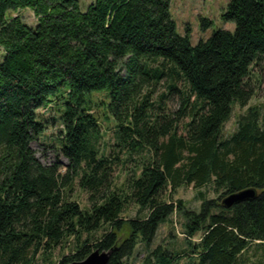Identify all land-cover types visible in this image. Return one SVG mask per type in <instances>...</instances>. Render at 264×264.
Listing matches in <instances>:
<instances>
[{"label": "trees", "instance_id": "16d2710c", "mask_svg": "<svg viewBox=\"0 0 264 264\" xmlns=\"http://www.w3.org/2000/svg\"><path fill=\"white\" fill-rule=\"evenodd\" d=\"M170 1L91 0L82 9L79 0H0V264H70L115 246L108 264H134L138 245L140 264H245L251 246L264 250L259 108L222 137L233 106L255 95L248 80L264 61V0H231L221 19L234 32L195 46L189 27L177 33ZM26 9L34 27L15 15ZM50 106L65 168L42 165L31 149L46 130L38 111ZM99 112L114 123L112 151L101 148ZM181 187L197 191L198 211L169 202ZM248 189L253 199L222 206ZM132 208L143 217H127ZM173 214L185 248L151 249Z\"/></svg>", "mask_w": 264, "mask_h": 264}, {"label": "rangeland", "instance_id": "374dc122", "mask_svg": "<svg viewBox=\"0 0 264 264\" xmlns=\"http://www.w3.org/2000/svg\"><path fill=\"white\" fill-rule=\"evenodd\" d=\"M82 9H86L91 0H79ZM231 0H171L170 1V16L176 23L177 33L181 36L185 35L186 28L191 30V43L197 45L200 41L207 40L211 37L212 33L217 30H224L234 32L235 25L233 23H225L221 19V15L226 9ZM15 15L21 17V19L29 26L34 27L36 25V18L31 10H20ZM201 20L211 21V25L206 29H202ZM4 58V52L0 49V62ZM249 83L254 90V97L250 100L249 104L245 108H241L238 105L233 106L232 114L229 120L224 124L222 137L226 138L232 135L237 127L238 118L244 115L249 107H258L264 117V61L259 63V66L252 67V75L249 78ZM161 92H167L161 89ZM170 111H175L179 108L178 98L172 96L167 103ZM40 120L46 124V130L42 136L37 138L32 144L36 159L45 166L59 163L63 168L67 166V161L61 156L56 149L55 139L60 126L53 122V119L57 118L56 113L52 106L48 109H41L38 111ZM100 124L104 134L103 144H101L102 150L109 151L114 144L113 132L114 123L111 118H105L103 112H99ZM129 169V166L127 167ZM206 197L208 199H215L217 196L211 189H204ZM197 191L193 187H181L173 195L169 202H176L182 200L189 210L198 211L200 202L196 200L195 195ZM73 200H77L83 207L87 205V195L80 191L78 188L73 192ZM129 218L143 217V213L138 214L136 208H132L127 214ZM183 220L177 215L173 214L167 223H163L157 232V235L152 243L151 249L161 245L173 252H181L185 248V234L183 230ZM196 241V239H194ZM90 244V246H92ZM257 244L251 246L248 252L244 255L245 264H264V250L257 248ZM72 247V245H71ZM71 248H65L63 251L58 249L55 252L53 260L57 263L62 258V255H68L71 252ZM145 256L144 248L142 245H138L134 256L132 258L135 261L134 264H140ZM38 264H44L39 262Z\"/></svg>", "mask_w": 264, "mask_h": 264}, {"label": "water", "instance_id": "95a60500", "mask_svg": "<svg viewBox=\"0 0 264 264\" xmlns=\"http://www.w3.org/2000/svg\"><path fill=\"white\" fill-rule=\"evenodd\" d=\"M255 195L256 192L253 189H248L238 193H234L223 198L222 206L224 208L229 209L232 208L234 205L253 199ZM117 247L118 246H115L114 248H112L107 252L106 251L101 252L99 250H95L92 253H90L83 261L72 262L70 264H108L112 253L115 250H117Z\"/></svg>", "mask_w": 264, "mask_h": 264}]
</instances>
